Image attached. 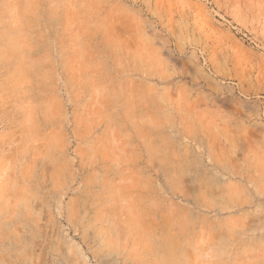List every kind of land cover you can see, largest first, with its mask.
I'll return each instance as SVG.
<instances>
[{"label":"rangeland","instance_id":"obj_1","mask_svg":"<svg viewBox=\"0 0 264 264\" xmlns=\"http://www.w3.org/2000/svg\"><path fill=\"white\" fill-rule=\"evenodd\" d=\"M0 264H264V0H0Z\"/></svg>","mask_w":264,"mask_h":264},{"label":"crops","instance_id":"obj_2","mask_svg":"<svg viewBox=\"0 0 264 264\" xmlns=\"http://www.w3.org/2000/svg\"><path fill=\"white\" fill-rule=\"evenodd\" d=\"M4 129L0 130V136H22L20 129L16 128L13 122H4Z\"/></svg>","mask_w":264,"mask_h":264}]
</instances>
